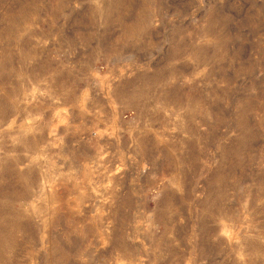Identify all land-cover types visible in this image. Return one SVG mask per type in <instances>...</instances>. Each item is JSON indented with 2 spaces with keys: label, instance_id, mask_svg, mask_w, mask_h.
<instances>
[{
  "label": "rangeland",
  "instance_id": "1",
  "mask_svg": "<svg viewBox=\"0 0 264 264\" xmlns=\"http://www.w3.org/2000/svg\"><path fill=\"white\" fill-rule=\"evenodd\" d=\"M0 264H264V0H0Z\"/></svg>",
  "mask_w": 264,
  "mask_h": 264
},
{
  "label": "bare ground",
  "instance_id": "2",
  "mask_svg": "<svg viewBox=\"0 0 264 264\" xmlns=\"http://www.w3.org/2000/svg\"><path fill=\"white\" fill-rule=\"evenodd\" d=\"M142 8L137 12V17H136V20H135V25L132 26V27H128V28H125V31H124V34L125 36L127 37H133V38H136V39H141L142 38V34H143V30H144V26L145 24L142 22ZM23 19V18H22ZM21 22V21H20ZM18 22V18L16 19V22H12V25L14 27H18L19 26V23ZM142 31V32H141ZM180 49V48H179ZM178 51V50H177ZM179 52V51H178ZM176 55V54H175ZM141 96V94H140ZM143 96V95H142ZM138 97V96H137ZM128 98V97H127ZM141 98V97H140ZM143 98V97H142ZM129 99V98H128ZM141 101V100H140ZM127 102V101H126ZM131 102V101H130ZM136 103V102H135ZM139 103V102H138ZM137 104V103H136ZM132 106V105H131Z\"/></svg>",
  "mask_w": 264,
  "mask_h": 264
},
{
  "label": "crops",
  "instance_id": "3",
  "mask_svg": "<svg viewBox=\"0 0 264 264\" xmlns=\"http://www.w3.org/2000/svg\"><path fill=\"white\" fill-rule=\"evenodd\" d=\"M139 108V107H138ZM155 146H153L152 148H154ZM165 156H167V157H171L170 156V153H168V154H166ZM173 163V162H172Z\"/></svg>",
  "mask_w": 264,
  "mask_h": 264
}]
</instances>
